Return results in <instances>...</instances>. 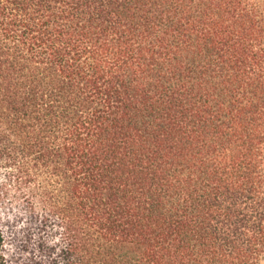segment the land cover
Returning <instances> with one entry per match:
<instances>
[{"label": "trees", "instance_id": "obj_1", "mask_svg": "<svg viewBox=\"0 0 264 264\" xmlns=\"http://www.w3.org/2000/svg\"><path fill=\"white\" fill-rule=\"evenodd\" d=\"M0 264H264V0H0Z\"/></svg>", "mask_w": 264, "mask_h": 264}]
</instances>
